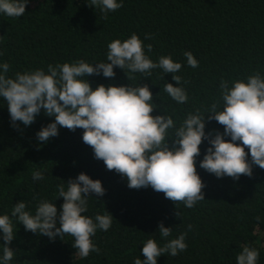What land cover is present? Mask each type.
Wrapping results in <instances>:
<instances>
[{
    "label": "trees",
    "instance_id": "16d2710c",
    "mask_svg": "<svg viewBox=\"0 0 264 264\" xmlns=\"http://www.w3.org/2000/svg\"><path fill=\"white\" fill-rule=\"evenodd\" d=\"M118 2L122 7L109 12L107 18L98 8L88 6L90 0H28L22 17L0 13V64L7 62V75L14 77L17 72L36 69L47 72L50 64L107 62L108 43L136 34L153 62L170 56L181 63L175 75L182 78L179 86L187 92V103L177 104L164 91L166 83L175 86V81L161 69H153L148 78L136 73L129 81L124 73L127 69L114 67L111 79L102 74L86 79L93 88L99 84L147 85L157 107L152 115L171 116L176 127L187 114L197 109L203 113L219 99L221 80H228L231 86V81L243 80L254 72L264 75V0ZM147 34L152 38L145 39ZM185 52L193 54L199 63L197 68L187 64ZM53 120L42 111L30 126L17 121L18 128H14L0 99V215L10 216L16 232L9 245L14 251L10 264H133L138 257L144 259L140 249L148 239H155L161 246L166 242L157 230L160 222L172 228L168 239L187 233V250L175 257L162 255L157 264H236V256L245 245L255 248L260 254L257 264H264V169L253 165L251 177L217 178L199 167L210 146L205 140L196 157L205 199L190 209L183 204L175 207L163 193L151 187L131 189L125 178L107 170L83 143L82 129L61 127L47 143L38 142L36 133ZM217 131L223 133V126L208 121L206 116L205 132ZM168 146H173L171 138ZM37 170L43 172V180L32 179ZM81 172L100 180L105 189L102 197L90 194L84 215L94 219L108 212L113 217L107 231L98 229L92 237L100 253L92 252L87 258L76 253L71 245L73 237L50 239L26 231L11 217L15 203L22 200L26 210L34 214L42 199L54 202L59 215L63 198H57V185L75 179ZM2 244L0 238V257Z\"/></svg>",
    "mask_w": 264,
    "mask_h": 264
},
{
    "label": "clouds",
    "instance_id": "9594fccd",
    "mask_svg": "<svg viewBox=\"0 0 264 264\" xmlns=\"http://www.w3.org/2000/svg\"><path fill=\"white\" fill-rule=\"evenodd\" d=\"M27 3L28 0H0V13L10 18L22 17ZM88 6L98 8L107 18V14L121 8L122 3L90 0ZM151 38L150 34L145 36V39ZM147 50L152 51L151 44L147 45ZM184 56L190 67L199 66L191 52H185ZM106 59L107 62L93 64L84 60L50 64L47 72L36 69L17 72L14 77L7 75L10 70L7 62L0 64V99L7 106L12 126L18 128L17 121L25 127L30 126L43 111L54 120L36 133L38 142L47 143L58 135L61 127L70 131L82 129L83 143L92 149L95 159L103 161L107 170L125 178L131 189L151 187L163 193L175 207L183 204L190 209L205 199V184L196 170L199 146L205 140L210 146L199 167L217 178L251 177L253 165L264 169V75L260 72L231 81V86L228 80H221L219 99L203 113L197 109L195 113L187 114L176 127L171 116L152 115L157 107L147 85L99 84L93 88L86 77L102 74L111 79L115 76L114 67H118L123 71L127 69L124 73L130 81L135 79L136 73L148 78L153 69H161L164 74H171L175 81V86L166 83L164 91L177 104H184L189 97L179 86L181 76L175 75L180 71L181 63L174 62L170 56H161L153 62L145 54V45L136 34L124 41L115 39L108 43ZM206 116L208 121L215 120L222 125L223 133H206ZM224 137H230V140ZM169 138L173 140L171 148ZM44 178L40 170L32 173L34 181ZM90 194L102 197L105 189L100 180L81 172L75 179L57 185V198H63L59 215L54 202L42 199L34 214L26 210L22 200L15 203L11 217L26 231L50 239H62L65 235L73 237L72 247L81 258H87L92 252L100 253L92 237L98 229L107 231L113 221L106 211L94 219L84 215L88 210L87 198L92 197ZM175 215L178 218L180 212ZM256 219L259 221L260 218ZM157 230L166 242L161 246L155 239H148L140 249L144 259L138 257L133 264H157V258L162 255L175 257L187 250V233L168 239L172 228L165 227L163 222ZM15 235L13 220L7 214L0 215V238L3 240L0 264H10L13 260L14 251L9 245ZM259 255L255 248L245 245L236 256V264H257Z\"/></svg>",
    "mask_w": 264,
    "mask_h": 264
}]
</instances>
